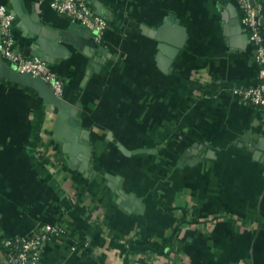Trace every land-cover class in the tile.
<instances>
[{
	"label": "crops",
	"instance_id": "0c3cea01",
	"mask_svg": "<svg viewBox=\"0 0 264 264\" xmlns=\"http://www.w3.org/2000/svg\"><path fill=\"white\" fill-rule=\"evenodd\" d=\"M88 2L108 20L94 50L47 0L14 23L23 50L33 19L69 30L48 64L85 134L66 145L57 109L0 79V236L65 227L41 264H264V121L235 93L260 66L238 0Z\"/></svg>",
	"mask_w": 264,
	"mask_h": 264
},
{
	"label": "built area",
	"instance_id": "2783aa9c",
	"mask_svg": "<svg viewBox=\"0 0 264 264\" xmlns=\"http://www.w3.org/2000/svg\"><path fill=\"white\" fill-rule=\"evenodd\" d=\"M47 1L59 14L72 17L92 30L96 42L101 43L104 40L108 20L96 13L90 7L88 0ZM238 3L242 11L240 21L253 46L255 59L260 69L259 83L256 86L236 89L235 93L244 102L253 105L260 112L261 119L264 120V8L258 0H238ZM14 18L15 16L7 6L0 5V52L2 57L14 64L19 72L30 73L41 78L50 85L56 95L61 96L64 82L51 70L48 62L38 56H26L18 50L13 35ZM65 232V227L52 224L41 227L40 232L34 235L2 237L5 250L4 252L0 250V264H41L42 247L53 237Z\"/></svg>",
	"mask_w": 264,
	"mask_h": 264
},
{
	"label": "water",
	"instance_id": "95a60500",
	"mask_svg": "<svg viewBox=\"0 0 264 264\" xmlns=\"http://www.w3.org/2000/svg\"><path fill=\"white\" fill-rule=\"evenodd\" d=\"M12 4V10L11 13L15 16L14 23H18L21 20H24L26 16V9L23 4V0H10ZM100 13V12H98ZM35 25L32 26V34L29 36L30 42L28 44V47L26 49H22L21 46L17 47L18 50H20L24 55L26 56H38L42 60L54 63V58L57 56H60L59 48L57 44H53V41L55 42L56 39L61 38V35L67 34L69 30L61 32L62 34L56 32L57 30L52 28V25L49 23H46L43 20H37L33 19ZM264 24V21H263ZM164 26L158 28L157 30H152L149 32L150 35L157 38L161 42H166V40L162 37V29ZM68 29L71 31L76 32V34H79V37L72 38L70 41L77 45H81V39H86L84 43L87 45V48L93 49L97 46H99V43L95 41L94 35L92 30L87 28L84 25H76L69 24ZM73 32V33H74ZM248 36V35H247ZM63 37V36H62ZM51 39L52 42L49 40ZM0 43H1V28H0ZM170 44L174 45L173 49L170 50L169 53L170 56L174 55V53H177L180 44L172 41L169 42ZM165 46H160V50L162 52H165L169 55L168 52H166V49H164ZM98 52L102 48H97ZM100 56V54H99ZM100 60V59H99ZM97 61V58H96ZM167 62L170 61L166 60ZM97 67L96 64H93L92 67ZM0 79H6L14 84L22 85L24 87L30 88L35 90L39 96L44 100L46 105H52L54 108L57 109V115L55 118V127L54 130L57 134H62V139L66 141V145H68V142H73L75 144L76 140L80 136L81 133L83 135L85 134L84 130L80 127V121L76 118V112L75 109L71 106L69 102H67L63 97L58 96L54 93L52 88L48 83H46L41 78L35 77L30 73L26 72H19L16 69V66L8 61H6L0 52ZM67 123L69 127L67 128L66 133H61V130L59 128L63 126L64 123ZM78 136V137H77ZM87 138L88 135H87ZM81 140V139H80ZM82 143L87 144V140H81ZM83 158H85L84 166H86L89 163V155H90V147L87 146L83 148L82 151ZM73 161H75L73 159Z\"/></svg>",
	"mask_w": 264,
	"mask_h": 264
},
{
	"label": "trees",
	"instance_id": "16d2710c",
	"mask_svg": "<svg viewBox=\"0 0 264 264\" xmlns=\"http://www.w3.org/2000/svg\"><path fill=\"white\" fill-rule=\"evenodd\" d=\"M30 89V88H29ZM32 92H34L36 95H37V92L35 91V90H33V89H30ZM256 109V108H255ZM257 110V109H256ZM257 112H258V116H259V118L261 119V114H260V112L257 110ZM262 120V119H261ZM262 121H264V120H262ZM2 240H3V238H2V236H0V250L1 251H3L4 252V250H5V248H4V246H3V242H2ZM150 245H152V246H155V247H158L157 245H155V244H150Z\"/></svg>",
	"mask_w": 264,
	"mask_h": 264
}]
</instances>
